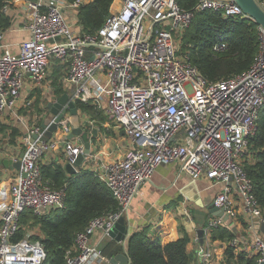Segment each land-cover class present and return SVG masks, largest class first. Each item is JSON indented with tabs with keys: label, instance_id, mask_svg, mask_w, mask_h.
<instances>
[{
	"label": "built area",
	"instance_id": "obj_1",
	"mask_svg": "<svg viewBox=\"0 0 264 264\" xmlns=\"http://www.w3.org/2000/svg\"><path fill=\"white\" fill-rule=\"evenodd\" d=\"M63 1L73 9L80 2L25 0L29 35L18 52L3 45L0 32V114L16 112L19 105L31 108L33 98L23 100L20 94L25 77L29 75L31 88L40 86L57 60L67 66L63 80L75 85L70 99L97 106L104 102L105 112L130 140L123 153L101 163L97 173L117 200V210L95 216L76 234L66 264L109 262L94 236L109 235L117 219L127 214L141 183L165 163H176L193 180L223 182L213 204L231 221L240 217L245 223L242 232L232 226L237 232L230 243L256 251L258 261L264 260V210L242 162L264 103V28L258 25V52L246 71L210 81L181 52L175 36L190 26L197 10L245 17L235 0H197L192 9L177 0H115L94 33L72 29ZM255 1L264 10V0ZM226 45L219 40L213 48ZM49 113L27 124L19 171L9 185V198L0 202V264H43L47 253L39 239L29 233L15 239L20 216L26 209L40 214L67 205L66 187L52 186L39 160L61 144L66 161L73 164L83 144L66 137L71 130L66 116L45 138L41 121L49 123ZM223 223L222 216H215L202 226L204 242L197 246L194 264L218 261L210 230Z\"/></svg>",
	"mask_w": 264,
	"mask_h": 264
},
{
	"label": "trees",
	"instance_id": "obj_2",
	"mask_svg": "<svg viewBox=\"0 0 264 264\" xmlns=\"http://www.w3.org/2000/svg\"><path fill=\"white\" fill-rule=\"evenodd\" d=\"M7 1L0 0V32L11 24V16L2 11ZM114 1L80 0L75 9L81 32H96L110 12ZM177 1L186 9L194 8L197 3V0ZM219 40L225 41L227 45L223 49L215 50L213 43ZM258 45V24L253 19L247 16H223L217 11L202 9L195 12L190 26L183 32L181 50L186 51L190 62L198 67L203 76L213 81L246 71L256 57ZM59 76L60 74H56L53 78L57 96L64 91ZM35 103L36 106L43 104L40 94L37 95ZM75 107L80 112L92 115L91 118L95 119L100 131H111L103 126L102 122L106 118L96 104L77 100ZM38 110L40 114L47 113L49 110L46 102ZM257 123V131L248 137V146L243 152L242 162L252 179L253 193L264 210V103L260 108ZM20 133L17 126L0 124V143H16V137ZM82 138L88 140L87 133H83ZM95 138L93 134L92 139ZM42 172L52 186L66 187L67 205L61 213H52V209L36 214L31 209H26L20 216V226L15 239L29 233L30 237L39 239L46 249L43 264H66V251L73 246L76 234L84 230L95 216L117 210L118 202L104 180L89 169L83 168L80 173L68 174L61 164H55L42 168ZM233 225L239 230V226L243 229L245 223L238 217L233 221L213 226L210 230L212 244L220 243L223 249L214 264H259V253L230 243L237 232ZM31 228L37 230L32 231ZM178 230V237L164 242L156 240V235L152 236L147 227L132 231L126 244L130 264H194V254L188 249L191 236L183 225H179ZM119 250H123V247L116 244L107 253L111 255Z\"/></svg>",
	"mask_w": 264,
	"mask_h": 264
},
{
	"label": "crops",
	"instance_id": "obj_3",
	"mask_svg": "<svg viewBox=\"0 0 264 264\" xmlns=\"http://www.w3.org/2000/svg\"><path fill=\"white\" fill-rule=\"evenodd\" d=\"M8 1L9 4L6 12L11 16V24L2 32V43L11 51L18 52L21 41L29 35V31L25 27L29 13L28 8L24 3L25 0ZM62 3L63 10L68 21L71 23L72 29L76 32H81L76 9L68 6L65 1ZM66 7H69L72 11L71 16H69V13L67 12V9L69 8ZM52 64H54L52 73H50L49 76L47 73L43 81V86L40 85L31 88L29 75L25 77V82L20 94L23 100L30 97L33 98L31 108L19 105L16 112L6 111L0 114V124L17 126L21 131L20 135L16 137V143H0V202H5L9 198V185L13 176L19 171V168L15 167V162L21 158L22 152L25 148L23 135L27 124L40 120L44 113L40 114L38 110L39 107L42 108L44 103H47V101L55 95L53 83L55 75L60 74L59 79L62 82L64 91H67L68 94L71 95L75 90L74 84L67 83L63 80V75L67 70V66L61 64L57 60H54ZM47 76L49 77V80H47ZM38 94H40L43 99V104L40 106L38 104L36 106L35 103ZM97 107L101 109L106 118L102 124L105 128H108L109 131L111 130L109 133L102 130L100 131L98 125H96L97 123L95 122V119L91 118L92 115L87 112H80L77 110V115H72L68 112L65 116L70 119L71 128L74 125H80L83 129L82 134L87 133L88 140L91 141L92 153L94 155L93 159L96 157V161L99 164L101 157L109 159L121 155L123 150L130 145V140L125 135L124 130L118 128L115 125L113 118L105 112L104 102ZM47 113H49V111ZM49 114L48 117H51V112ZM78 115L82 116L83 122L78 120ZM73 120L74 122L78 121V124L72 123ZM93 127L96 128V133L93 132ZM122 130L123 133H121ZM93 134L96 136L94 140L92 139ZM123 139L127 141V144L121 142ZM71 140L81 142L79 136H75L71 138ZM101 141L103 142V145L100 144ZM96 154L98 155L96 156ZM107 161L109 160H106L105 162ZM66 162V157L61 144L44 153L39 160L40 166L43 169L55 164H61L62 167H64ZM89 162L90 158L86 157L82 162L81 170L79 172H81L83 168L88 169ZM105 162L103 161L101 163ZM223 186V182L214 181L205 177L193 180L186 172L181 171L176 163L160 164L154 169L150 179L141 183L138 193L132 199L128 212L125 215L126 227L128 228V233L125 239L117 241L110 234L108 236H102L97 233L94 236V241L98 243L102 247L103 252L110 257L115 253L122 251L119 250L108 255L107 252H109L116 244L121 245L126 253L128 236L134 230L147 227L152 236L156 235V240L164 242L168 239H175L178 237L180 234L178 226L183 225L191 236V241L188 243V249L194 254L198 244L200 245L196 228L205 225L210 218L215 217V215L210 213L206 217H198L194 212L195 210H198L197 215L199 216L206 214L209 204L213 203L214 196L223 188ZM239 231L242 232L241 225L239 226ZM262 233L264 232L262 231ZM212 247L215 249L216 256L219 258L223 251L222 245L220 243H213Z\"/></svg>",
	"mask_w": 264,
	"mask_h": 264
},
{
	"label": "water",
	"instance_id": "obj_4",
	"mask_svg": "<svg viewBox=\"0 0 264 264\" xmlns=\"http://www.w3.org/2000/svg\"><path fill=\"white\" fill-rule=\"evenodd\" d=\"M237 4L242 8L248 18L253 19L258 25L264 28V10L256 3L255 0H235ZM46 106L53 115V119L47 123L41 121V125L46 127L45 138H48L52 135L54 131L58 128L60 120L65 117L66 113L72 115H77L78 111L75 107V101L70 99V95L67 91H64L59 96H52V98L47 101ZM96 128L93 127V132L96 133ZM82 127L80 125L72 126L70 132L67 133L66 137L71 139L75 136H79V140L83 144V150L76 156L75 162L72 164L66 162L64 167L65 170L72 173H80L82 162L85 160L87 155L91 154V141L84 140L81 136ZM123 133V130L121 131ZM6 161V160H4ZM20 159L15 162V167L19 168ZM195 210L194 214L198 217H206L209 213L215 216H222L225 221H230L229 216L223 212V209L217 207L213 203L209 204L206 214L202 216L197 215ZM260 229L264 232V222L260 224ZM128 233V228L126 227V218L125 216H120L117 221L114 223L113 227L110 229L109 234L117 241L124 240ZM196 233L200 244L204 242V229L202 226L196 228ZM107 264H130V259L124 250L115 253L109 257V262ZM259 264H264V260L260 261Z\"/></svg>",
	"mask_w": 264,
	"mask_h": 264
},
{
	"label": "rangeland",
	"instance_id": "obj_5",
	"mask_svg": "<svg viewBox=\"0 0 264 264\" xmlns=\"http://www.w3.org/2000/svg\"><path fill=\"white\" fill-rule=\"evenodd\" d=\"M66 8H69V7H66ZM67 12L69 13V16H71L72 15V11L70 10V8L69 9H67ZM73 25V24H72ZM176 41H177V43L180 45V49H181V45H182V43H183V34H180V35H177L176 34ZM181 52L182 53H184V52H186V51H182L181 50ZM54 64H52L50 67H49V69H48V76L50 75V73H52V69H53V66ZM47 76V80H49V77ZM43 84L44 83H42L41 85L43 86ZM79 117H78V120L80 121V122H83V118H82V116H80V115H78ZM80 118V119H79ZM79 122V123H80ZM72 123H75V124H78V121L77 122H74V120L72 121ZM122 143H124V144H127V141H125V139H123L122 141H121ZM100 144L101 145H103V142L101 141L100 142ZM102 147V146H101ZM107 148H108V146H107ZM93 151V150H92ZM98 154H96V156H97ZM90 158V162H89V167H88V169L89 170H91L92 172H94V173H98L99 171H100V163L101 162H105L106 160H110V159H112V158H109V159H104L103 157H101V159H100V165L98 164V162L96 161L97 159H96V157L93 159V157H89ZM188 208H189V206H188ZM63 211V209H56V210H54L52 213H61ZM31 230L32 231H34V230H37L36 228H31Z\"/></svg>",
	"mask_w": 264,
	"mask_h": 264
}]
</instances>
